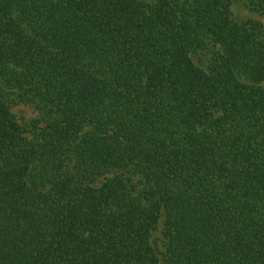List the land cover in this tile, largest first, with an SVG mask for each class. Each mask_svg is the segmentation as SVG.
Masks as SVG:
<instances>
[{
    "label": "trees",
    "instance_id": "trees-1",
    "mask_svg": "<svg viewBox=\"0 0 264 264\" xmlns=\"http://www.w3.org/2000/svg\"><path fill=\"white\" fill-rule=\"evenodd\" d=\"M236 1L264 12L0 0V264H264V28Z\"/></svg>",
    "mask_w": 264,
    "mask_h": 264
},
{
    "label": "rangeland",
    "instance_id": "rangeland-1",
    "mask_svg": "<svg viewBox=\"0 0 264 264\" xmlns=\"http://www.w3.org/2000/svg\"><path fill=\"white\" fill-rule=\"evenodd\" d=\"M230 13L237 21H251L264 28V12L252 10L251 7L243 4L240 1H236L230 5ZM11 113L15 116L17 122L21 126L27 125L32 119L36 117V112L34 109L31 106L25 104L13 105L11 108ZM161 228L162 224L160 223L156 231L153 232V238L156 241H158L161 236Z\"/></svg>",
    "mask_w": 264,
    "mask_h": 264
}]
</instances>
